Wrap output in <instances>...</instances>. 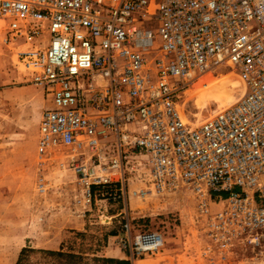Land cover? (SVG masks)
Instances as JSON below:
<instances>
[{
	"label": "built area",
	"instance_id": "built-area-1",
	"mask_svg": "<svg viewBox=\"0 0 264 264\" xmlns=\"http://www.w3.org/2000/svg\"><path fill=\"white\" fill-rule=\"evenodd\" d=\"M0 19L28 44L18 61L47 102L39 163L61 160L83 206L121 202L108 218L121 216L129 258L165 242L150 229L131 236L136 182L141 201L191 196L202 258L241 249L264 264V0H0ZM221 69L247 89L200 123L186 120L181 93Z\"/></svg>",
	"mask_w": 264,
	"mask_h": 264
},
{
	"label": "rangeland",
	"instance_id": "rangeland-1",
	"mask_svg": "<svg viewBox=\"0 0 264 264\" xmlns=\"http://www.w3.org/2000/svg\"><path fill=\"white\" fill-rule=\"evenodd\" d=\"M7 28V21L0 19V264H15L21 248L27 246L62 247L89 258L124 257L116 253L124 250L118 238H110L122 232L121 216L108 218L121 208V202L97 200L83 206L78 201L80 185L71 170L58 164L61 160L39 163L38 122L47 102L18 61L28 44L10 39ZM38 42V37L32 41ZM213 74L212 79L181 93L179 106L186 120L200 123L223 104L235 102L247 89L229 69ZM91 79L100 82L97 75ZM39 183L44 184V191L39 190ZM137 185L129 184V206L136 217L131 236L150 229L161 232L165 242L153 256L121 259L132 264H261L252 263L250 251L241 249L224 262L211 263L202 258L204 242L193 226L195 204L191 196L177 193L141 201L131 193ZM228 193L214 191L212 196L226 197ZM140 215L143 217L137 218Z\"/></svg>",
	"mask_w": 264,
	"mask_h": 264
},
{
	"label": "trees",
	"instance_id": "trees-1",
	"mask_svg": "<svg viewBox=\"0 0 264 264\" xmlns=\"http://www.w3.org/2000/svg\"><path fill=\"white\" fill-rule=\"evenodd\" d=\"M15 264H132L128 259L88 257L73 250L22 247Z\"/></svg>",
	"mask_w": 264,
	"mask_h": 264
},
{
	"label": "bare ground",
	"instance_id": "bare-ground-1",
	"mask_svg": "<svg viewBox=\"0 0 264 264\" xmlns=\"http://www.w3.org/2000/svg\"><path fill=\"white\" fill-rule=\"evenodd\" d=\"M211 75H214L212 71H208V72H205L203 73L200 77H198L197 81L192 85V88L194 87V85H196L197 83H203L205 82V80H210L212 79V76ZM240 81V80H239ZM199 84V86H201ZM234 101L230 102V103H227V104H223L224 106L223 107H227L229 105H231Z\"/></svg>",
	"mask_w": 264,
	"mask_h": 264
},
{
	"label": "crops",
	"instance_id": "crops-1",
	"mask_svg": "<svg viewBox=\"0 0 264 264\" xmlns=\"http://www.w3.org/2000/svg\"><path fill=\"white\" fill-rule=\"evenodd\" d=\"M122 205V204H121ZM123 233H117V234H113L110 236V238L114 239V238H119L122 236ZM117 254H120V255H124V257H120V258H128L129 257V253L126 252V250H123V251H119V252H116ZM119 256V255H118ZM140 260H143V259H140Z\"/></svg>",
	"mask_w": 264,
	"mask_h": 264
}]
</instances>
